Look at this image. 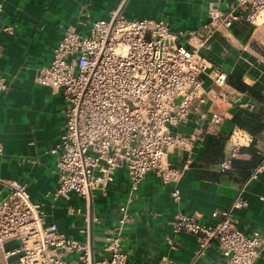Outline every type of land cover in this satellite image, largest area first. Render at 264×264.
Segmentation results:
<instances>
[{"label":"crops","instance_id":"1","mask_svg":"<svg viewBox=\"0 0 264 264\" xmlns=\"http://www.w3.org/2000/svg\"><path fill=\"white\" fill-rule=\"evenodd\" d=\"M236 0H0V74L9 83L0 92V200L8 194L4 183L17 181L26 186L31 201L46 214L47 224L80 243H90L96 263L109 258L106 238L112 234L126 204L132 221L124 232L130 247L128 264H158L167 257L176 264L191 262L197 238L176 235V215L183 212L202 224L213 226L220 212L231 207L241 193L246 207L236 211L238 228L246 235H264V173L251 178L264 158V21L258 25L236 23L217 33L201 51L209 67L223 72L227 84L219 88L210 78L205 87L210 95L196 105L188 119L174 129L183 137L195 136L192 151L173 149L167 164L184 170L178 183L181 201L172 197L174 184L165 185L149 173L130 196L126 168H118L107 189L97 191L90 207L75 192L55 199L59 186L56 157L51 149L60 141L66 120L61 93L36 81L38 68L49 65L64 32L75 28L88 35L95 21H106L120 10L126 19H165L172 31L194 32L208 20L215 8L228 11ZM86 5L90 18L81 15ZM12 27V33L6 28ZM188 45L190 36L180 39ZM246 86L254 93L243 91ZM223 93L225 100L213 98ZM211 109L226 115L217 135L208 132ZM247 115L260 116L263 129L256 134L235 122ZM250 142H243V139ZM241 147L233 157L234 145ZM191 164H188V161ZM232 164L222 169L225 161ZM17 247L16 242L7 245ZM0 255V260H2ZM76 261L79 255H69ZM197 264H229L217 246L211 247ZM255 264H264V251Z\"/></svg>","mask_w":264,"mask_h":264},{"label":"built area","instance_id":"2","mask_svg":"<svg viewBox=\"0 0 264 264\" xmlns=\"http://www.w3.org/2000/svg\"><path fill=\"white\" fill-rule=\"evenodd\" d=\"M80 11L90 18L86 5ZM262 21L264 0H236L228 11L210 9L201 29L189 33L172 31L165 19H126L120 10L109 20L93 22L88 35L68 28L49 65L36 71V81L61 93L65 104V129L51 149L59 176L55 199L75 192L90 207L94 193L104 192L116 170L124 167L130 196L149 173H155L165 185H175L172 197L179 203L177 185L184 170L168 165L167 156L176 148L192 151L196 137H183L174 129L210 97L207 78L219 88L227 84L226 74L209 67L201 51L217 33L229 31L236 23ZM5 31L10 34L13 28ZM185 35L190 36L188 45L180 43ZM8 87L7 78L0 74V92ZM213 98L214 102L226 96L220 93ZM211 115L207 130L217 135L226 115L214 109ZM234 147L233 157L240 141ZM231 164L225 161L222 169ZM262 173L264 158L251 178ZM4 184L8 194L0 200V264H128L130 247L124 238L132 221L128 204L120 208L112 234L105 240L109 258L96 263L89 242L67 238L57 225L47 224L45 212L31 201L25 185ZM241 195L219 213L221 219L213 226L183 212L176 215L174 234H190L198 241L188 264H197L213 246L229 264H255L264 251V235L239 230L235 213L246 207ZM11 242L17 247L8 249ZM72 254L79 259H68ZM158 264L176 263L165 257Z\"/></svg>","mask_w":264,"mask_h":264},{"label":"trees","instance_id":"3","mask_svg":"<svg viewBox=\"0 0 264 264\" xmlns=\"http://www.w3.org/2000/svg\"><path fill=\"white\" fill-rule=\"evenodd\" d=\"M240 89L243 91L254 93L253 91H251V89L243 85L240 86ZM261 120L262 119L260 116L247 115L241 120L236 119L235 122L240 128L250 132L251 134H256L263 129Z\"/></svg>","mask_w":264,"mask_h":264}]
</instances>
